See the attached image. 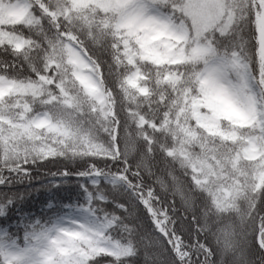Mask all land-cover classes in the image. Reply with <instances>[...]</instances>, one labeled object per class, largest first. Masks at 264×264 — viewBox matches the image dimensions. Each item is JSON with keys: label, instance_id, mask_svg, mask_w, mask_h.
I'll list each match as a JSON object with an SVG mask.
<instances>
[{"label": "trees", "instance_id": "obj_1", "mask_svg": "<svg viewBox=\"0 0 264 264\" xmlns=\"http://www.w3.org/2000/svg\"><path fill=\"white\" fill-rule=\"evenodd\" d=\"M2 1L12 4L21 0ZM26 1L33 21L1 27L21 40L23 48L0 44V77L18 84L41 85V92L36 97H4L0 100V115L16 117L20 113L28 118L45 112L67 126L70 136L59 140L40 130V138L52 150L42 154L40 160H33L34 155L41 154L34 145L30 147L27 139L20 145V141L13 140L10 128L0 123V192L16 194V203L7 212V230L3 229L5 213L0 208V264H23L9 255L14 247L9 233L20 235L22 228L18 226H26L23 239L46 241L65 215L82 209L83 189L98 185H123L124 195L119 199L128 203L130 211H137L142 230L155 232L162 248L171 245L175 249L174 256L168 249L164 257L167 264H180L182 260L201 264L205 257L197 249L204 242L202 222L214 210H227L233 202L238 206L250 185L264 193V177L260 183L257 181L259 162L242 156L245 139L257 135V131L222 121L224 129L238 135L230 140L210 135L196 125L190 103L198 94L195 69L203 65L201 61L189 58L179 64L155 65L136 59L132 66L122 54L112 14L94 5L75 10L67 0ZM151 3L173 20L183 22L192 34L185 0ZM235 3L223 0L226 24L205 31L202 39L232 27ZM247 3L255 12L247 28L250 69L264 97L260 74L264 35L261 43L257 27L258 17L264 12L258 10L264 9V0ZM67 40L73 41L93 64L107 104L105 112L73 77L64 50ZM135 70L142 77L144 94L126 84V78ZM167 76L176 81H167ZM1 137L7 138L6 146ZM87 143L99 146L103 153L89 151ZM126 151L147 157L150 166H137ZM73 158L75 162H71ZM93 199L104 202L103 196L90 195L89 205ZM91 214L97 222L108 219L95 210ZM252 227L256 232L264 229V216L254 214ZM124 234L125 229H121L114 235ZM67 241L73 264H80L82 246L93 247L96 243L80 237ZM186 251L191 252L190 257L184 256Z\"/></svg>", "mask_w": 264, "mask_h": 264}, {"label": "rangeland", "instance_id": "obj_2", "mask_svg": "<svg viewBox=\"0 0 264 264\" xmlns=\"http://www.w3.org/2000/svg\"><path fill=\"white\" fill-rule=\"evenodd\" d=\"M75 10L88 5L97 6L101 11L113 15V29L121 41L122 54L127 63L135 65L136 59L150 62L155 65L179 64L192 58L205 62L206 49L199 43L205 31L223 27L227 17L223 11V0H185L186 14L191 19L192 34L189 28L179 21L173 20L169 15L160 11L151 0H67ZM30 4L26 0L4 3L0 0V44L7 42L15 49L21 50L23 42L5 33L1 27L15 23H31ZM257 27L259 39L262 43L264 35V12L258 17ZM67 62L72 68V75L86 95L93 100L100 110L106 111L107 104L93 64L84 55L83 51L71 40L64 44ZM219 72H226L221 67ZM252 96L246 109H241L229 97L223 94L214 83V75L196 76L197 96L190 103L191 116L196 125L213 136L235 140L237 133L234 130L224 129L222 121L236 128L248 127L257 131V135L245 139L242 150L243 158L258 161L260 171L257 181L260 183L264 177V105L262 94L252 74ZM142 77L135 70L127 78L129 88L144 94L140 87ZM167 81L175 82L176 78L166 77ZM41 85L18 84L0 77V100L15 95L38 96ZM0 123L10 128L16 142L29 141L34 145L35 151L43 155L49 154L52 148L43 142L38 132L42 130L60 139L70 136L69 128L53 120L47 113H37L32 117H16L0 115ZM6 146L7 138L1 137ZM89 151L102 154L103 150L94 144H86ZM77 209L65 215L58 222L55 232L51 233L46 241L44 239L30 240V247L23 255L13 250L10 257L23 264H73L70 259L68 247L69 238H82L90 242L94 240L95 228H88L83 223L81 212ZM92 218V214H91ZM93 219V218H92ZM85 229H87L85 231ZM95 241V240H94ZM81 256V255H80ZM80 258V257H79ZM74 260H76L73 257Z\"/></svg>", "mask_w": 264, "mask_h": 264}, {"label": "clouds", "instance_id": "obj_3", "mask_svg": "<svg viewBox=\"0 0 264 264\" xmlns=\"http://www.w3.org/2000/svg\"><path fill=\"white\" fill-rule=\"evenodd\" d=\"M254 19V9L247 0H236L233 5L232 27L211 34L210 39L203 38L199 41L206 49L207 56L204 64L195 71L202 75H214L216 87L241 109L247 108L254 95L250 69V41L247 34L248 25ZM221 67L227 71H217ZM260 74L261 86L264 87V61L261 62ZM125 155L133 159L137 166H150L147 157L137 156L128 151ZM41 158L42 154L32 157L33 160ZM64 158L69 159L67 152H64ZM71 162H75V158ZM0 183H3V180H0ZM122 187L123 185L119 187L98 185L95 189H83L80 201L83 209L81 216L88 228L96 229L93 234L96 243L93 247L82 246L80 264H167L164 257L168 254V249H171L173 256L176 254L175 249L171 245L168 249L162 248L155 232L142 230L137 211L135 209L130 211L128 203L119 199L124 195ZM15 195L14 191L0 192V208H3L5 213L4 230L10 227L6 222L7 212L16 203ZM90 195L103 196V204L93 199L89 205ZM181 206L183 207L182 203ZM93 210L97 215L103 213L108 219L103 222L93 220L91 218ZM256 213L264 216V193L256 192L254 185L249 186L238 206L233 202V207L227 210H214L201 225L204 229V242L197 249V252L205 257L201 264H264V235H261L264 229L256 232L252 227ZM20 228H22L20 235L12 232L9 233L8 239L14 245L13 252L23 255L30 247V240L22 238L27 232L26 226H18V229ZM121 229H125L126 234L114 235ZM184 256L190 257L191 252L186 251ZM180 264L188 262L182 260Z\"/></svg>", "mask_w": 264, "mask_h": 264}]
</instances>
